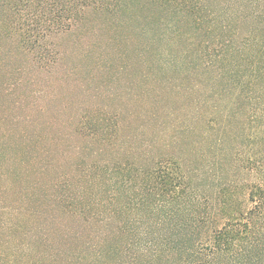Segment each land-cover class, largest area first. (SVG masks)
<instances>
[{
	"label": "rangeland",
	"instance_id": "obj_1",
	"mask_svg": "<svg viewBox=\"0 0 264 264\" xmlns=\"http://www.w3.org/2000/svg\"><path fill=\"white\" fill-rule=\"evenodd\" d=\"M201 1L218 22L263 35L252 7ZM6 24L0 19V264H122L130 233L120 227L150 222L145 208L118 209L132 195L131 165L172 155L190 170L210 167L217 153L199 152V105L223 90L239 58L213 62L204 24L146 0L89 10L40 49L7 36ZM231 117L227 151L256 131Z\"/></svg>",
	"mask_w": 264,
	"mask_h": 264
},
{
	"label": "trees",
	"instance_id": "obj_2",
	"mask_svg": "<svg viewBox=\"0 0 264 264\" xmlns=\"http://www.w3.org/2000/svg\"><path fill=\"white\" fill-rule=\"evenodd\" d=\"M146 1L171 17L204 24L211 37L204 45L213 62L235 56L239 62L215 99L199 105L205 109L199 110L197 135L203 148L199 152L217 153L210 155V167L190 170L172 155L157 158L146 168L131 165L132 176L126 181L132 195L118 209L123 214L145 208L150 222L144 228L141 219L133 217L120 227V233H130L121 251L126 258L122 264H264V0H239L259 19L263 34L259 39L231 28L230 21L218 22L217 11L201 0ZM121 3L0 0V19L7 23V36H22V46L34 50L45 47L47 37L77 27L87 11L113 12ZM224 96L228 101H220ZM230 109L234 112L226 121ZM232 115L254 123L256 131H246L243 147L227 151L223 136Z\"/></svg>",
	"mask_w": 264,
	"mask_h": 264
}]
</instances>
